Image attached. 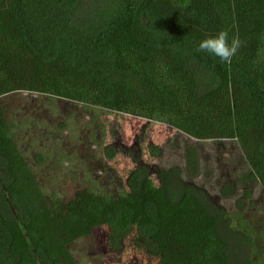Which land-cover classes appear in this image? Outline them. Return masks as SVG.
Instances as JSON below:
<instances>
[{"label": "trees", "instance_id": "trees-1", "mask_svg": "<svg viewBox=\"0 0 264 264\" xmlns=\"http://www.w3.org/2000/svg\"><path fill=\"white\" fill-rule=\"evenodd\" d=\"M220 30L242 41L230 65L197 51ZM17 92L125 116L139 135L126 145L114 125L100 147L113 171L118 157L133 165L116 173L121 195L46 198L0 104V264H76L68 246L88 236L114 264H230L205 192L159 168L164 146L145 128L236 141L245 182L264 190V0H0V98Z\"/></svg>", "mask_w": 264, "mask_h": 264}, {"label": "rangeland", "instance_id": "rangeland-1", "mask_svg": "<svg viewBox=\"0 0 264 264\" xmlns=\"http://www.w3.org/2000/svg\"><path fill=\"white\" fill-rule=\"evenodd\" d=\"M0 104L14 142L46 198L69 202L83 191L122 194L116 173L124 180L133 165L118 157L113 171L103 162L100 147L110 141L105 132L114 125L123 130L126 145L137 141V121L115 114L108 117L99 108L37 93L8 94L0 98ZM145 137L147 143L164 146L158 161L161 170L177 169L185 183L205 192L217 233L228 246L230 264H264V190L255 179L245 182L250 170L237 142L198 141L153 124L145 128ZM188 149L198 154L196 178L186 175ZM226 186L232 187L231 195L223 192ZM68 249L76 264H114L116 260L108 249L98 250L92 236Z\"/></svg>", "mask_w": 264, "mask_h": 264}, {"label": "clouds", "instance_id": "clouds-1", "mask_svg": "<svg viewBox=\"0 0 264 264\" xmlns=\"http://www.w3.org/2000/svg\"><path fill=\"white\" fill-rule=\"evenodd\" d=\"M242 47V41L238 35L229 38L227 30H220L214 36H207L197 45V51L210 53L220 59L221 62L230 65L233 57Z\"/></svg>", "mask_w": 264, "mask_h": 264}]
</instances>
